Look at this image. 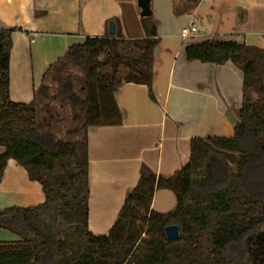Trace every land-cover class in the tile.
Returning <instances> with one entry per match:
<instances>
[{
    "label": "trees",
    "instance_id": "obj_1",
    "mask_svg": "<svg viewBox=\"0 0 264 264\" xmlns=\"http://www.w3.org/2000/svg\"><path fill=\"white\" fill-rule=\"evenodd\" d=\"M180 1L197 6L203 0ZM152 20L143 19L151 24L143 39L105 35L70 47L47 70L29 104L13 102L10 95L13 35L22 29L0 30V183L14 160L41 185L46 199L38 206L0 210V229L19 238L0 242V264H246L244 245L264 224V49L237 42L209 40L185 50L188 61L232 63L243 73L234 135L192 138L189 163L170 177L143 165L109 234L89 230V131L123 124L115 93L124 85L146 86L156 102L154 55L160 38ZM71 66L84 73L85 96L66 74ZM64 103L80 124L71 131L76 140L52 130ZM158 190L175 194L173 211L152 209ZM170 225L179 226V240L166 238ZM254 244L264 254V233Z\"/></svg>",
    "mask_w": 264,
    "mask_h": 264
},
{
    "label": "crops",
    "instance_id": "obj_2",
    "mask_svg": "<svg viewBox=\"0 0 264 264\" xmlns=\"http://www.w3.org/2000/svg\"><path fill=\"white\" fill-rule=\"evenodd\" d=\"M151 10L160 38L154 55L156 102L146 86L124 85L115 93L123 124L89 131V230L96 236L109 234L143 165L170 177L189 163L192 138L234 135L243 73L232 63L188 61L186 46L219 40L264 49V0H203L197 6L152 0ZM143 19L137 0H0V30L22 29L13 35L11 100L31 103L50 66L88 37L109 35L110 22L116 35L145 38L151 24ZM193 26L197 33L184 40L182 30ZM45 200L41 185L10 160L0 183V210ZM175 208L173 192L156 191L153 210L169 213ZM17 240L0 229V242Z\"/></svg>",
    "mask_w": 264,
    "mask_h": 264
},
{
    "label": "rangeland",
    "instance_id": "obj_3",
    "mask_svg": "<svg viewBox=\"0 0 264 264\" xmlns=\"http://www.w3.org/2000/svg\"><path fill=\"white\" fill-rule=\"evenodd\" d=\"M66 74L72 77L76 92L81 96H85L86 79H85L83 71L78 66H71L66 72ZM46 84H50V86H52L53 92L56 91L57 86H55L51 82V79L46 80ZM64 104H65L64 107H60L61 111H59V109L57 110L59 111L61 115L58 118V122L52 126V130L62 139L76 140L77 138H75L71 134V131L73 129L78 128L80 124L76 122L73 114L71 113L70 106L67 103H64ZM41 105L44 106V103ZM50 106L56 108L58 104L56 105V103H52L50 104ZM45 117H47V112L43 111L41 114L42 121H44ZM0 152H2L1 149H0ZM261 233H264V224L262 225V227H260L258 232L254 235V239L250 243L246 242L244 245L246 264H264V254L262 253L258 254L260 250L259 247L255 248V250L253 249L256 246L254 242L257 240V235Z\"/></svg>",
    "mask_w": 264,
    "mask_h": 264
},
{
    "label": "water",
    "instance_id": "obj_4",
    "mask_svg": "<svg viewBox=\"0 0 264 264\" xmlns=\"http://www.w3.org/2000/svg\"><path fill=\"white\" fill-rule=\"evenodd\" d=\"M152 0H137L138 6L141 10V17L148 18L152 16L151 10ZM109 36H116V25L114 22L109 23ZM165 235L169 241H176L180 239V228L177 225H170L165 228Z\"/></svg>",
    "mask_w": 264,
    "mask_h": 264
},
{
    "label": "built area",
    "instance_id": "obj_5",
    "mask_svg": "<svg viewBox=\"0 0 264 264\" xmlns=\"http://www.w3.org/2000/svg\"><path fill=\"white\" fill-rule=\"evenodd\" d=\"M197 33V28L195 26L191 27V28H185L182 30L181 32V37L184 40L190 39L192 38V36Z\"/></svg>",
    "mask_w": 264,
    "mask_h": 264
}]
</instances>
